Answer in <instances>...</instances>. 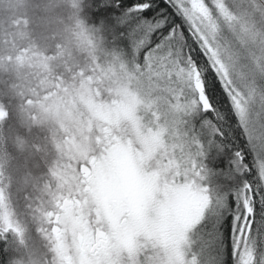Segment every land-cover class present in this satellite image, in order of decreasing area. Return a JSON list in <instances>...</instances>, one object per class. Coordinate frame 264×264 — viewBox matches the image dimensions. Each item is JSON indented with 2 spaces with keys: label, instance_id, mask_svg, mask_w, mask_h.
I'll return each mask as SVG.
<instances>
[{
  "label": "snow or ice",
  "instance_id": "1",
  "mask_svg": "<svg viewBox=\"0 0 264 264\" xmlns=\"http://www.w3.org/2000/svg\"><path fill=\"white\" fill-rule=\"evenodd\" d=\"M0 264H264V0H0Z\"/></svg>",
  "mask_w": 264,
  "mask_h": 264
}]
</instances>
